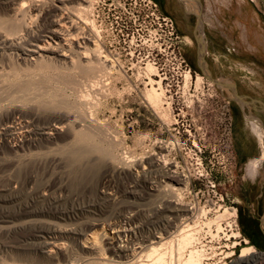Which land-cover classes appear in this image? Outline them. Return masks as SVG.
Here are the masks:
<instances>
[{
  "label": "rangeland",
  "instance_id": "1",
  "mask_svg": "<svg viewBox=\"0 0 264 264\" xmlns=\"http://www.w3.org/2000/svg\"><path fill=\"white\" fill-rule=\"evenodd\" d=\"M90 1L92 13L90 12L87 18L100 31L98 43L104 54L115 60L117 68L102 76V81L94 87L87 84L84 76L83 78L74 71L71 73L64 64L54 65L52 67L53 69L55 67L54 70L51 68L48 70L36 66L34 68V65L18 60L2 61L0 80H3V84L0 83V97L5 95L10 99L6 98L7 101L0 103V110L20 107L19 110L25 116L47 115L51 111L53 113L52 103L56 104L59 102L57 100L63 98L65 100L60 102L67 103L76 98L64 83V86L61 84L62 78L81 80L78 82L80 85L85 80L81 89L84 93L87 89L86 93L91 95L89 103L92 105L89 104L88 111H91L99 125L118 142L116 154H119L118 156L127 154L126 156H130L138 165L134 170L122 169L118 173L107 174L104 188L109 193L107 196L101 194L99 176L84 180L74 173V166L60 168L57 162L62 155L56 150L49 154L50 162L38 173L35 183L29 186L21 180L12 178L9 172L0 173V188L3 191L6 188L11 189L9 197L11 199H7L10 201L3 204L5 208L18 210L35 201L37 208L57 211L55 214L38 217L41 221L47 224L58 223L62 228L71 231L69 235L56 239L57 243L64 246L53 261L43 258L33 242L22 243L14 238H0V264H81V261H85V264H130V260L123 254L116 253L107 236L113 232V223H123V217L130 215L134 216L137 226L135 243L142 242L149 234L163 232L161 230L164 229V225L159 222L160 220L157 225L152 224L151 220L154 221L158 209L163 207V202L167 198L162 186L168 182L175 183L153 173L154 168L149 163V160L155 157L158 142L161 141L177 143L169 153L164 154H167L169 167L176 165L177 167L173 169L177 170V174L183 175L188 182L187 188L180 192L181 201L185 206L198 210V213L192 216L171 209L164 218L185 229H188V225H194L196 231L192 244L206 249L208 253L216 251L217 255L212 263L220 264L222 260L221 263L232 264L240 250L246 246H252L257 252L264 254V248L256 246L252 241L249 242L244 229L251 206L249 207L248 202L237 194L242 177L238 176L232 162L224 115L225 100L219 96L216 85L202 73L198 55L199 45L189 37L182 40L180 51L190 68V74H187L190 77L186 76L178 85L170 62L160 55L156 57L154 45L148 36L144 35L146 33L139 30L140 20L137 17L139 0ZM153 1L164 14L174 19L177 29L183 26L179 2ZM185 2L194 6L204 23L203 36L207 37L206 63L211 76L230 80L233 76L232 69L238 64V61L232 58L231 49L242 47L238 22L244 17L251 20L257 16L264 20V0H185ZM76 3L72 2L69 6L77 7ZM2 18L0 16V20ZM74 19L78 21L75 30L73 29L74 34L80 31L77 27L85 28L86 31L92 28V25L86 26L78 18ZM212 21L215 24H212ZM35 22L37 24L38 21ZM193 26L197 31H201L198 19ZM87 43L90 44V41ZM5 63H8L7 67ZM149 64L156 68V74L149 72L147 69ZM158 82L161 84L163 95L155 106L149 100V94L153 87L161 92ZM19 85H26L28 90L26 86H20L22 89L24 87L23 92ZM17 88L19 90H16ZM45 89H48V92ZM14 91L18 92L17 95ZM59 143L62 144L61 141ZM7 158L0 155V164L5 165L3 162ZM133 172L135 176H132ZM38 193L44 195L37 197ZM226 209L229 213L225 212ZM91 222L97 223L93 231L99 232V244L103 248L100 253L80 245V238L83 237L80 229ZM218 226L222 229L218 230ZM233 233L239 236L228 240ZM234 243L237 245L233 246ZM232 251L234 254L227 257L226 254ZM149 253L144 251L141 261L136 264H152Z\"/></svg>",
  "mask_w": 264,
  "mask_h": 264
},
{
  "label": "bare ground",
  "instance_id": "2",
  "mask_svg": "<svg viewBox=\"0 0 264 264\" xmlns=\"http://www.w3.org/2000/svg\"><path fill=\"white\" fill-rule=\"evenodd\" d=\"M72 2H77L78 6H69ZM91 10L90 0H0V16L3 17L0 20V62L18 60L25 64L34 65V68L36 66L48 68V70L53 69L54 65L64 64L71 70V73L74 71L78 75L84 76L88 85L96 87L95 85L102 81V76L116 69L118 64L104 54L98 43L100 31L87 18ZM74 18H78L86 26L92 25L90 31L77 27L80 31L74 34L73 29L75 30L78 22ZM35 21H38L37 24H35ZM87 40L92 45L87 43ZM84 59L85 62H83ZM8 63H5L6 67ZM147 69L150 73H157L156 68L154 69L150 64ZM10 76L12 75L10 74ZM187 76L190 77V75ZM62 79L61 84L64 83L76 98L69 102L66 100L68 104L64 101L63 103L60 102L61 99L57 100L59 102L56 104L52 103L53 113L51 109H48L51 113L47 115L25 116L19 110L20 107H9L0 110V155L8 157L6 163L3 162L5 165L0 164V173L9 172V175L13 176L12 178L17 181L21 180L29 186L35 183L38 173L44 170V166L50 162L48 161L49 154L56 150L62 155L57 162L60 168L74 166V173L84 180L99 176L102 188L101 194L107 196L109 193L104 189L107 174L118 173L122 169L134 170L138 164L130 159V156H126L127 154L124 156L116 154L118 142L99 125L91 115V111H88L91 95L89 96V93H86L87 89H84L87 86L84 85L83 88L85 93L81 89L83 87L81 85L84 84L85 80L80 85L78 82L81 80L67 77ZM201 80L200 77L199 81ZM2 81L0 80V83ZM150 82L153 83V80ZM27 85L29 86V84ZM158 85L161 90L160 82H158ZM20 86L19 88L26 85ZM2 87L4 89V86ZM12 87L14 90V86ZM19 88L16 90H19ZM58 88L61 89V87ZM23 89L20 90L23 91ZM45 90L48 92V89ZM162 95V90L158 92L153 87L149 94V100L153 103L151 104L157 106ZM3 96L0 98L3 99ZM6 98L8 96H5L0 103L7 101ZM91 100L93 101V99ZM45 104L47 105V103ZM59 141L62 144H58ZM176 144L173 142H158V151L155 152V157L149 160L151 167L154 168L153 173L175 183L168 182L162 186L167 198L163 202V207L158 209L154 221L151 220V223L155 225L160 220L159 222L164 225V229L161 230L163 232L149 234L143 238L142 242L135 243V228L137 226L135 225L134 216L130 215L123 217V223H113V232L110 236H107L116 253L123 254L130 260V264L139 263L144 251L150 252L149 257H151L152 264H218L212 263L216 258V251L208 253L204 248L193 246L196 231L194 225H188V229H185L164 218L171 209L185 215L195 216L198 213L197 209L185 206L181 201L180 192L187 188L188 182L183 178V175L177 174V170L173 169V167H177L176 165L169 167L170 162L167 159V154H164V152L169 153ZM132 176H135L134 172ZM10 190V188H6L4 193L0 188V238H14L22 243L33 242L43 258L53 261L64 246L62 243H57L56 239L60 236L69 235L71 231L62 228L58 223L50 222L47 224L41 221L38 217L50 215L51 213L55 214L57 211L37 208L35 201L20 207L18 210L5 208L3 204L10 201L7 199H11L9 198L11 197ZM42 195L44 194L38 193L36 196L41 197ZM225 212H228V210L226 209ZM58 214L60 213L58 212ZM15 220L20 222L15 223ZM96 225L97 223L91 222L80 229L83 233L82 239L80 238V245L85 249L100 253L103 248L99 244V232L93 231ZM221 229V226H218V230ZM238 236V234L233 233L228 240ZM236 245V243L233 244V246ZM233 254L234 251L227 253L226 256L229 257ZM27 261H29L28 258ZM221 261L220 264H226L221 263ZM83 263L85 264V261H81V264ZM232 264H264V254L257 252L252 246H246L240 250L237 259Z\"/></svg>",
  "mask_w": 264,
  "mask_h": 264
},
{
  "label": "flooded vegetation",
  "instance_id": "3",
  "mask_svg": "<svg viewBox=\"0 0 264 264\" xmlns=\"http://www.w3.org/2000/svg\"><path fill=\"white\" fill-rule=\"evenodd\" d=\"M231 55L251 69L235 67L230 80L216 78V88L225 100L232 162L242 177L237 194L251 206L244 229L249 242L264 248V62H256L236 48L231 49Z\"/></svg>",
  "mask_w": 264,
  "mask_h": 264
},
{
  "label": "built area",
  "instance_id": "4",
  "mask_svg": "<svg viewBox=\"0 0 264 264\" xmlns=\"http://www.w3.org/2000/svg\"><path fill=\"white\" fill-rule=\"evenodd\" d=\"M138 7L139 30L146 33L144 35L154 45L156 57L160 55L170 62L179 85L190 74V68L180 51L183 38L174 19L164 14L153 0H139Z\"/></svg>",
  "mask_w": 264,
  "mask_h": 264
},
{
  "label": "crops",
  "instance_id": "5",
  "mask_svg": "<svg viewBox=\"0 0 264 264\" xmlns=\"http://www.w3.org/2000/svg\"><path fill=\"white\" fill-rule=\"evenodd\" d=\"M180 6L184 21L182 22L183 26L178 28V30L182 38L186 39L189 37L197 44H199L200 39H207L206 36H203L201 31H197L196 27L193 26L196 20L195 17L197 16V11L194 6L186 2H184V4L180 3ZM205 24L207 25V22H205ZM212 24H215V22L212 21ZM238 31L240 35L239 39L242 43V47L237 48L239 53L243 55H252L255 61L262 60L264 62V20L258 16L251 18V20L244 17V19L242 18V20L238 22ZM255 63L253 62V64ZM248 66V64H237L238 68H247Z\"/></svg>",
  "mask_w": 264,
  "mask_h": 264
},
{
  "label": "water",
  "instance_id": "6",
  "mask_svg": "<svg viewBox=\"0 0 264 264\" xmlns=\"http://www.w3.org/2000/svg\"><path fill=\"white\" fill-rule=\"evenodd\" d=\"M182 1V0H181ZM182 3L184 4V2L182 1ZM197 19H198V23L201 27V32L202 34H205V28H204V23L202 21V18L200 16V14H197ZM199 63H200V66H201V70H202V73L204 74V76L211 80L215 85H218L219 84V80L216 79V78H213L207 68V63H206V55H207V39H200L199 40Z\"/></svg>",
  "mask_w": 264,
  "mask_h": 264
}]
</instances>
